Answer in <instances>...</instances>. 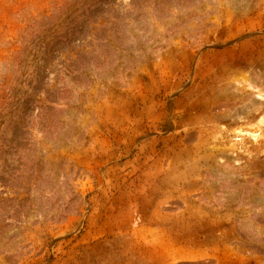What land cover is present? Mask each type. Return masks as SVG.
<instances>
[{
  "label": "rangeland",
  "instance_id": "obj_1",
  "mask_svg": "<svg viewBox=\"0 0 264 264\" xmlns=\"http://www.w3.org/2000/svg\"><path fill=\"white\" fill-rule=\"evenodd\" d=\"M0 264H264V0H0Z\"/></svg>",
  "mask_w": 264,
  "mask_h": 264
}]
</instances>
